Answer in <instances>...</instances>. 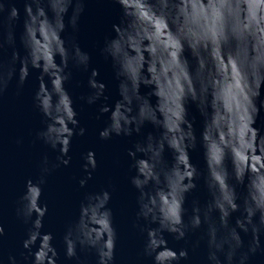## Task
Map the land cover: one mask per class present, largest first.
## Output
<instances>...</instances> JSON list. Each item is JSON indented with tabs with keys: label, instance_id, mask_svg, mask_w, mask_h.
<instances>
[{
	"label": "clouds",
	"instance_id": "obj_1",
	"mask_svg": "<svg viewBox=\"0 0 264 264\" xmlns=\"http://www.w3.org/2000/svg\"><path fill=\"white\" fill-rule=\"evenodd\" d=\"M87 2L0 0V50L12 46L9 57L0 55V95L14 77L22 86L38 69L33 103L44 127L33 143L56 150L54 160L42 155L39 173L27 176L17 198L16 216L29 225L18 251L5 254L0 220V264H61L54 232L42 230L49 213L42 197L49 175L71 163L73 137L88 132L66 86L73 68L90 69L79 100L96 105L97 119L107 114L99 138L137 137L127 154L138 190L133 224L145 233L141 255L152 264H192L190 249L203 248L199 264H250L264 252V0H116L120 18L100 48L118 82L114 100L77 38ZM21 23L23 53L16 46ZM198 147L204 167L191 158ZM80 155L84 186L99 162L95 148ZM201 182L206 198L194 196L189 206L188 195ZM114 190L110 181L86 191L66 225L63 255L76 264H89L80 252L93 251L95 264H118ZM168 234L183 245L170 244Z\"/></svg>",
	"mask_w": 264,
	"mask_h": 264
},
{
	"label": "water",
	"instance_id": "obj_2",
	"mask_svg": "<svg viewBox=\"0 0 264 264\" xmlns=\"http://www.w3.org/2000/svg\"><path fill=\"white\" fill-rule=\"evenodd\" d=\"M22 9V4H21ZM121 8L116 0H88L85 10L81 13L79 20V31L77 38L81 46L92 53V66L100 69L98 79L107 82L110 96L117 98L118 82L114 76V70L110 59H105L100 52L105 36L113 34V22H118ZM22 30V23L17 26V43L23 53V47L19 40V32ZM72 32L69 25L65 35ZM43 43V40L41 41ZM11 45L6 46V50H0V55L9 57L11 55ZM59 60V56L57 57ZM72 79L66 82V86L76 99L77 108L82 124H86L88 132L83 136H74L72 148V161L69 165H61L55 169L48 178L45 185L44 195L49 201V213L45 217L44 231L54 232V243L61 251V264H76L75 257L69 259L63 255V232L66 225L74 220L79 213V201L86 191L98 190L101 186H108L109 182L115 185V190L110 200V206L114 211V223L116 224L119 239L117 243L118 264H152V258L142 256L141 251L145 238V233L137 229L133 221L138 207L136 202L137 189L130 182V175L134 174V169L129 168V157L127 148L132 146V141L136 139L126 136H114L109 140L99 138L98 132L104 126L103 114L100 119L96 118L98 111L96 105H89L79 100L81 92H86L87 78L90 72L73 68ZM38 69H33L22 86H18L14 77L5 90L0 95V220L5 223L6 234L3 238V248L7 251H18L22 247L23 238L27 235L28 224L16 216V201L24 190V182L27 176H36L39 173L41 157L48 153L50 159H55L56 150L51 149L43 140H36L33 143L35 133L44 127L42 113L35 108L33 95L38 86ZM19 87V93L17 89ZM147 91V88H142ZM153 99H155L153 97ZM84 103L81 109L79 105ZM191 114L196 116L194 123L197 129L201 126V117L198 110L193 105ZM264 115V113H262ZM264 123V120L261 121ZM151 129V125H146L145 131ZM18 137L22 138L21 143H17ZM88 148H95L98 168L92 178L84 186L79 185V177L84 174L81 165L83 163L81 152ZM167 158L171 159V152H166ZM193 162L204 167L202 150H191ZM206 189L201 182L197 189L188 195V205L190 206L194 196H199L201 200L206 198ZM236 213L233 214L235 216ZM190 234L193 239L199 234ZM170 244L182 246L183 241H176L172 234H168ZM247 239V237H246ZM79 251V249H78ZM192 264H199L204 256V249L192 252ZM82 257H87L89 264H95V252H80ZM250 264H264V252H258L251 258Z\"/></svg>",
	"mask_w": 264,
	"mask_h": 264
}]
</instances>
